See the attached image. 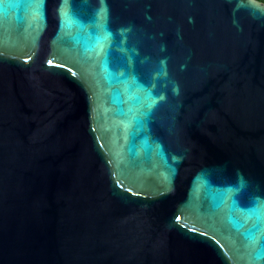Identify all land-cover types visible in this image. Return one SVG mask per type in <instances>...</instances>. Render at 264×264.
I'll use <instances>...</instances> for the list:
<instances>
[{"label": "water", "instance_id": "95a60500", "mask_svg": "<svg viewBox=\"0 0 264 264\" xmlns=\"http://www.w3.org/2000/svg\"><path fill=\"white\" fill-rule=\"evenodd\" d=\"M0 264H264V4L0 0Z\"/></svg>", "mask_w": 264, "mask_h": 264}, {"label": "trees", "instance_id": "16d2710c", "mask_svg": "<svg viewBox=\"0 0 264 264\" xmlns=\"http://www.w3.org/2000/svg\"><path fill=\"white\" fill-rule=\"evenodd\" d=\"M257 1H259V2H261V3H263V4H264V0H257Z\"/></svg>", "mask_w": 264, "mask_h": 264}, {"label": "snow or ice", "instance_id": "6c2138e0", "mask_svg": "<svg viewBox=\"0 0 264 264\" xmlns=\"http://www.w3.org/2000/svg\"><path fill=\"white\" fill-rule=\"evenodd\" d=\"M49 63H51V62H49ZM246 235H250V234H246Z\"/></svg>", "mask_w": 264, "mask_h": 264}]
</instances>
